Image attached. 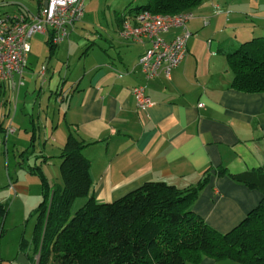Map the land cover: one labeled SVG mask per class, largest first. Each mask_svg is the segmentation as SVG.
Listing matches in <instances>:
<instances>
[{
    "label": "crops",
    "instance_id": "crops-1",
    "mask_svg": "<svg viewBox=\"0 0 264 264\" xmlns=\"http://www.w3.org/2000/svg\"><path fill=\"white\" fill-rule=\"evenodd\" d=\"M0 1L1 7L5 2ZM27 1L7 15L38 13L41 1L35 0L36 10ZM199 8L188 24L192 36L187 56L173 69L171 79L164 75L147 78L140 58L149 43L123 38L122 19L130 17V22L136 24L134 13L126 11L118 30V48L124 49L116 57L103 47L92 53L97 47L93 42L84 53L86 59L76 61L70 78L65 76L59 83L44 80L50 85V98L47 106L44 101L38 106V120L43 125L39 133L44 129L46 141L49 138L59 149L70 132L86 143L84 154L91 161L93 181L91 194L98 203H112L148 182L185 189L197 185L210 170L208 184L193 210L218 232L228 233L262 200L259 191L221 171L245 174L264 169V93L232 88L234 75L221 49L235 46L232 38L237 41L240 32L243 38L237 41L239 44L264 37V0H205ZM181 33V29H172L162 37L170 41ZM126 44L130 45L128 50ZM31 54L22 76L14 77L15 84L25 79L31 86L35 74L43 76V69L47 76L48 69L44 65L40 68L41 62L30 63ZM30 66L32 73H28ZM9 82L0 81V89L7 86V92L15 90ZM137 86H143L153 102L147 109L137 105L133 94ZM9 100L7 119L12 114V97ZM18 110L19 106L7 135L18 132L13 127ZM61 115L55 126L54 120ZM38 138L35 135L36 141ZM23 262L29 264L27 259ZM204 264L216 262L207 258Z\"/></svg>",
    "mask_w": 264,
    "mask_h": 264
},
{
    "label": "trees",
    "instance_id": "trees-1",
    "mask_svg": "<svg viewBox=\"0 0 264 264\" xmlns=\"http://www.w3.org/2000/svg\"><path fill=\"white\" fill-rule=\"evenodd\" d=\"M204 1L147 0L145 5L127 11L134 13V19L141 12L175 16L193 12ZM130 19H122V30ZM47 43L58 47L52 37ZM221 53L233 72L234 90L264 93V37L224 46ZM86 146L70 132L59 156L63 184L50 183L37 172L39 167L30 170L41 174L43 197L35 213L33 237L30 242L25 240L30 264H204L207 258L264 264L263 168L245 174L221 171L259 191L262 200L237 227L220 233L193 210L208 184L210 170L197 185L185 189L148 182L112 203H98L91 194V161L84 154ZM79 199L85 200L84 204L74 212ZM8 212L7 203L0 202V246Z\"/></svg>",
    "mask_w": 264,
    "mask_h": 264
},
{
    "label": "rangeland",
    "instance_id": "rangeland-1",
    "mask_svg": "<svg viewBox=\"0 0 264 264\" xmlns=\"http://www.w3.org/2000/svg\"><path fill=\"white\" fill-rule=\"evenodd\" d=\"M3 1L5 3L0 7L1 17L7 16V12L17 11L18 7L22 8L24 5V0ZM211 1L206 0V3ZM27 2L36 10L35 0ZM85 2L84 17L76 24V30L69 34L60 47H50L47 43L48 37L42 34H34L30 40L33 49L30 63L36 65L41 62L40 68L44 65L48 69L47 76L35 74L31 86L25 79L16 84L11 81L9 83L14 84L12 88L15 89L12 92H7V86L0 89V202L7 203L9 208L4 221L5 233L0 246V264H25L23 261L26 259L29 264L31 262L28 257V244L25 240L30 242L33 237L37 221L35 213L43 200L41 174H32L31 168L39 167L37 172L41 171L50 183L63 184L60 171L62 161L59 158L62 149L57 148L49 138L46 141L44 129L43 133L41 131L42 135L39 133V129H42L43 125L38 120V106L41 101H44V105L47 106L50 98L48 89L50 85L49 83L45 84L44 80L47 82L53 79L54 82L56 80L59 83L65 76L70 78L76 61L79 58H82L83 61L86 59L87 56L84 57V53L92 48L90 45L93 42L97 43V47L92 50V53L99 52V47H103L109 55L116 57L120 49L121 51L124 49V46L118 48V43H120L118 30L122 15L130 7L145 5L147 0H85ZM199 9L196 8L193 12L197 14ZM229 32L226 36L230 35ZM239 34L240 38L237 41L241 42L242 32ZM215 40L217 42V39ZM232 40L236 43L235 46L239 45L235 38ZM115 42H117L116 46L113 45ZM130 45L132 44L130 43ZM130 45H125L126 50ZM69 66L72 68L69 69ZM30 68L28 73H32L34 70L32 66ZM53 68L56 71L61 70V72L54 74L56 71ZM43 84L46 85L44 89H42ZM10 97H12L10 102L12 114L10 119H7ZM24 104L28 107H25ZM51 104L54 105L53 100H51ZM31 105L34 106L33 110L32 107H29ZM18 106L17 120L13 124L18 132H8L7 135V128L10 123L12 124ZM61 117L62 115L54 120L55 126L60 122ZM35 135L39 137L37 141ZM45 156L50 158L47 159ZM17 186L20 187V190ZM84 201L79 199L75 203L73 211L79 209ZM37 259L38 256L36 261ZM216 264L240 263L224 260L216 262Z\"/></svg>",
    "mask_w": 264,
    "mask_h": 264
},
{
    "label": "built area",
    "instance_id": "built-area-1",
    "mask_svg": "<svg viewBox=\"0 0 264 264\" xmlns=\"http://www.w3.org/2000/svg\"><path fill=\"white\" fill-rule=\"evenodd\" d=\"M41 7L36 14L18 13L0 17V81H13L21 75L28 64L31 54L30 40L34 34L52 37V43L59 46L74 30L85 14V0H40ZM195 18L193 12L175 16L152 15L141 12L135 18L136 25L126 21L122 36L137 43H149L140 58L147 78L164 75L171 79L175 69L188 53L187 45L192 34L188 24ZM172 29L182 33L167 41L162 35ZM46 69H43L44 76ZM139 109L150 107L153 102L145 93L143 86L133 89ZM200 106H203L202 104Z\"/></svg>",
    "mask_w": 264,
    "mask_h": 264
}]
</instances>
